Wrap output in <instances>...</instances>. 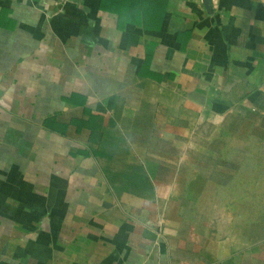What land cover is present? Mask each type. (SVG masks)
Listing matches in <instances>:
<instances>
[{"label":"crops","instance_id":"1","mask_svg":"<svg viewBox=\"0 0 264 264\" xmlns=\"http://www.w3.org/2000/svg\"><path fill=\"white\" fill-rule=\"evenodd\" d=\"M248 118L264 0H0V264H264Z\"/></svg>","mask_w":264,"mask_h":264},{"label":"rangeland","instance_id":"2","mask_svg":"<svg viewBox=\"0 0 264 264\" xmlns=\"http://www.w3.org/2000/svg\"><path fill=\"white\" fill-rule=\"evenodd\" d=\"M247 120V123L231 120L228 125L220 127L219 133L228 134L229 137L233 135L230 138L234 140L219 139L217 142L220 150L219 164L233 166V170L229 168V175H233L235 180L250 179L252 197H255L257 194L264 193V185L262 184L264 183V140L244 141L241 136L264 132V126L259 128V123L253 118ZM253 138L258 139L260 137L253 136ZM243 165L249 166L250 170L245 173L242 172ZM259 183L261 187H259Z\"/></svg>","mask_w":264,"mask_h":264}]
</instances>
